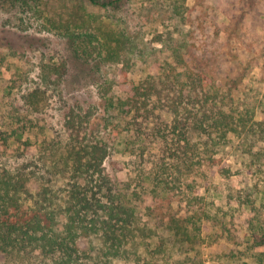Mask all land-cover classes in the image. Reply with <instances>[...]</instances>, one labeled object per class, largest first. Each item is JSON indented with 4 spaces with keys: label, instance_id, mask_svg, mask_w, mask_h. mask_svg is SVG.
Segmentation results:
<instances>
[{
    "label": "trees",
    "instance_id": "obj_1",
    "mask_svg": "<svg viewBox=\"0 0 264 264\" xmlns=\"http://www.w3.org/2000/svg\"><path fill=\"white\" fill-rule=\"evenodd\" d=\"M134 1L0 0V44L10 31L51 57L35 75L12 74L20 105L0 93V264H204V246L264 264V103L234 101L244 61L234 55L217 76L192 75L188 40L164 38L127 95L108 93L106 65L138 59L122 26ZM159 1L189 27L192 13L208 12L199 0ZM74 61L85 68L78 82L69 79ZM151 88L169 122L156 116ZM53 110L70 111L88 133L47 134ZM118 149L126 162L114 159Z\"/></svg>",
    "mask_w": 264,
    "mask_h": 264
},
{
    "label": "rangeland",
    "instance_id": "obj_2",
    "mask_svg": "<svg viewBox=\"0 0 264 264\" xmlns=\"http://www.w3.org/2000/svg\"><path fill=\"white\" fill-rule=\"evenodd\" d=\"M199 1V5L195 7L199 11L207 9L208 12L192 13V27L183 22L179 23L177 19L170 20L167 8L163 7L159 0H136L124 10L122 26L126 28L130 43L139 55L138 59H131L126 63L121 61L106 65L105 71L109 75L106 87L108 93L127 95L132 87L147 74L146 67L142 63L144 59L152 61L159 56V50H164L160 42L162 39H172L174 45H178L186 38L192 59L190 63L193 69L192 75L203 72L208 77L217 76L218 73L233 65V56L237 55L244 63L235 67V70L238 74H245L246 77L236 84L239 91L234 94L235 103L258 107L260 103H264V0ZM183 3L188 8H192L194 0H184ZM1 37L4 42L0 44V54L5 53L3 65L8 68H4L6 78L2 81L3 89H0V93L5 94L4 102L11 99L13 103L16 101L20 105L23 86L9 83L12 74L23 75V77L35 75L39 72V68L41 71L40 66L44 65L47 60L49 61L50 56L49 53L41 56L33 47H30L31 39L22 38L16 33L3 31ZM6 43L13 47V50L22 51L26 48L27 52L23 55L15 54L6 46ZM168 53L164 51V55ZM69 72L70 82H78L85 73V68L74 61ZM6 85L8 88L11 87V94H7L8 90L4 87ZM155 89L151 88L153 101L156 99L154 98ZM154 106L156 116L159 115L164 122H169L170 115L166 99H156ZM53 112L56 115L48 112L52 131H47V134L53 135V132L56 134L60 132L66 138L71 134L84 136L88 133L85 128L78 127L76 119L74 121L70 119L72 118L69 116L70 111L69 114H66V110H53ZM261 118L260 108H257L255 119L260 120ZM68 122H76L75 130L66 128ZM118 150L114 159L121 163L126 162L128 156L123 150ZM228 164L232 166L233 171L237 169L231 159L228 160ZM121 166L117 176L120 179H126L130 172L128 175V170L122 169ZM232 179L235 180L237 186L245 181L237 174ZM211 180L218 187L225 185V179L218 173L212 175ZM242 217L243 215L238 218L240 223L243 221ZM223 248L219 247L215 249L216 252H212L207 246L202 247L205 257L204 264H240L236 259L219 258Z\"/></svg>",
    "mask_w": 264,
    "mask_h": 264
}]
</instances>
